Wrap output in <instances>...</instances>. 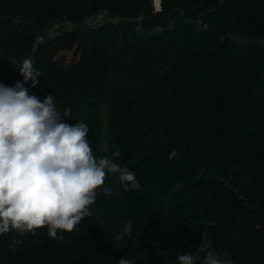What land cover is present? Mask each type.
I'll return each instance as SVG.
<instances>
[{
    "label": "trees",
    "instance_id": "trees-1",
    "mask_svg": "<svg viewBox=\"0 0 264 264\" xmlns=\"http://www.w3.org/2000/svg\"><path fill=\"white\" fill-rule=\"evenodd\" d=\"M117 4L6 0L1 8L0 84L24 83L15 67L32 58L41 76L34 88L24 84L29 94L53 95L61 115L70 107L64 122L87 124L94 158L127 167L140 188L125 191L108 174L76 230L58 239L47 227L0 235V264H179L189 253L202 264L206 243L229 264H256L253 253L264 264V0L171 11L172 24L136 62L129 34L80 24ZM66 20L73 25L37 43ZM128 220L131 238L116 240ZM13 239L22 243L10 248Z\"/></svg>",
    "mask_w": 264,
    "mask_h": 264
},
{
    "label": "clouds",
    "instance_id": "clouds-1",
    "mask_svg": "<svg viewBox=\"0 0 264 264\" xmlns=\"http://www.w3.org/2000/svg\"><path fill=\"white\" fill-rule=\"evenodd\" d=\"M23 82L9 87L0 84V235L12 230L20 235L47 227L48 236L72 232L86 217L92 216L98 192L108 174L117 175L125 191L139 190L134 172L108 157L94 158L87 139L89 127L84 122H64L72 109L57 110L53 95L43 102L25 87H36L41 73L32 58L17 63ZM120 155L112 153L113 158ZM178 155L172 150L171 160ZM105 194L112 189L103 188ZM133 221L122 224L115 239L131 238ZM22 243L13 239L9 247ZM179 264H196L193 254L178 255ZM118 264H134L122 258ZM204 264H225L209 253Z\"/></svg>",
    "mask_w": 264,
    "mask_h": 264
},
{
    "label": "rangeland",
    "instance_id": "rangeland-1",
    "mask_svg": "<svg viewBox=\"0 0 264 264\" xmlns=\"http://www.w3.org/2000/svg\"><path fill=\"white\" fill-rule=\"evenodd\" d=\"M6 0H0V14L1 8L4 6ZM205 0H118L115 10H106V18H110L108 23L114 25L117 29L116 34L118 39L126 32L129 34V41L131 43V61H140L143 58L144 49L150 41L157 38L162 31L163 27L172 24L170 20V12L177 10L182 14L188 9L199 8L204 4ZM165 4V5H164ZM83 25V21L80 23ZM200 25H203L199 21ZM62 27H70L73 23L66 20ZM50 41V38L47 41ZM122 45V43H117ZM17 76L20 75L19 71L14 72ZM106 104L103 105L105 111ZM226 195L222 196L219 202V210L223 208V200H226ZM211 253L216 258L229 264L231 258L227 252L221 248L213 249L209 243L203 246L202 251V264L206 256ZM255 260V261H254ZM260 255L253 253V261L258 264Z\"/></svg>",
    "mask_w": 264,
    "mask_h": 264
},
{
    "label": "built area",
    "instance_id": "built-area-1",
    "mask_svg": "<svg viewBox=\"0 0 264 264\" xmlns=\"http://www.w3.org/2000/svg\"><path fill=\"white\" fill-rule=\"evenodd\" d=\"M106 16V10H101L95 14H91L86 16V18L83 20L84 25H98L102 23H108L107 21H110V18H104ZM62 28L61 24H55L52 27L48 28L45 32V34H41L38 36L37 43H40L48 38H51L54 36L58 30ZM264 43V40H263Z\"/></svg>",
    "mask_w": 264,
    "mask_h": 264
}]
</instances>
